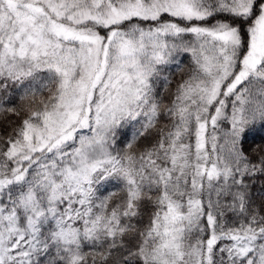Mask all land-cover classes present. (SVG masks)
<instances>
[{"label":"snow or ice","instance_id":"snow-or-ice-1","mask_svg":"<svg viewBox=\"0 0 264 264\" xmlns=\"http://www.w3.org/2000/svg\"><path fill=\"white\" fill-rule=\"evenodd\" d=\"M0 264H264V0H0Z\"/></svg>","mask_w":264,"mask_h":264},{"label":"trees","instance_id":"trees-1","mask_svg":"<svg viewBox=\"0 0 264 264\" xmlns=\"http://www.w3.org/2000/svg\"><path fill=\"white\" fill-rule=\"evenodd\" d=\"M187 63H188V61L187 60H185V67H187ZM256 139H257V141L259 142V139H260V136H259V134L257 135V137H256Z\"/></svg>","mask_w":264,"mask_h":264}]
</instances>
